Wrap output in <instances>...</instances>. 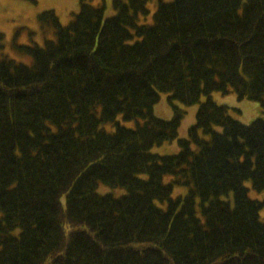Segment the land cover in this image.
I'll return each instance as SVG.
<instances>
[{
	"label": "trees",
	"instance_id": "16d2710c",
	"mask_svg": "<svg viewBox=\"0 0 264 264\" xmlns=\"http://www.w3.org/2000/svg\"><path fill=\"white\" fill-rule=\"evenodd\" d=\"M148 1L40 12L51 38L13 42L30 63L0 43V264H264V0H158L151 22ZM174 100L198 103L186 137Z\"/></svg>",
	"mask_w": 264,
	"mask_h": 264
},
{
	"label": "rangeland",
	"instance_id": "374dc122",
	"mask_svg": "<svg viewBox=\"0 0 264 264\" xmlns=\"http://www.w3.org/2000/svg\"><path fill=\"white\" fill-rule=\"evenodd\" d=\"M94 5H104L105 16L113 15L114 10L112 6V0H89ZM158 0L148 1V7L150 14L147 18V22H151L152 13L156 9ZM169 1V0H165ZM80 0H0V33L2 34L0 43L4 46L5 51L9 53L12 58L18 61L30 63L31 58L24 55H17L14 53L13 42L18 44H41L45 39L51 38V33L47 31L44 37L38 22V14L44 10H54L59 21L63 25H67L72 17L73 13L78 12ZM167 93H160L158 102L153 106L154 114L162 117L169 118L172 115V107L167 99ZM212 100L217 104H225L229 107L228 113L233 118L242 123H250L258 116H262L261 108L258 102L248 99H238L235 93L221 94L220 92H212L210 94ZM205 96L200 97V101L205 100ZM174 104L178 105L185 114L181 120L180 127L178 129L179 137H186L189 127L195 122V113L198 107V103L192 105H183L179 101L174 100ZM121 123L134 127V121L121 120ZM109 130L112 126H106ZM179 147L176 141L164 143L160 146L152 148L153 152L159 154H172L176 153ZM170 175H165L164 180L166 182L171 180ZM247 185H250L247 183ZM248 195L252 199L262 200L264 199V191H257L251 186H248ZM99 192H112L115 195H119L124 191L122 188L110 189L105 185L99 186ZM184 191L182 188L175 187L172 193L173 197H176L180 191ZM261 220L264 222V209L259 212Z\"/></svg>",
	"mask_w": 264,
	"mask_h": 264
}]
</instances>
